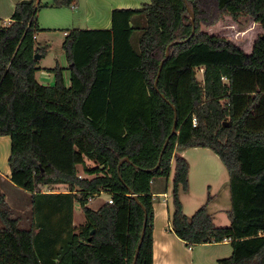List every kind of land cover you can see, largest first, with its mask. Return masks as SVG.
Returning <instances> with one entry per match:
<instances>
[{
    "label": "trees",
    "instance_id": "obj_1",
    "mask_svg": "<svg viewBox=\"0 0 264 264\" xmlns=\"http://www.w3.org/2000/svg\"><path fill=\"white\" fill-rule=\"evenodd\" d=\"M39 7L21 0L0 24V135L10 137L9 180L30 194L31 206L23 228L0 194V264H132L145 213L135 264H153L151 183L168 178L172 164V232L187 246L228 240L231 254L216 264H264V0H150L115 9L111 30L65 36L69 85L60 67L50 69L52 85L36 79L34 55L45 54L35 41ZM224 15L259 24L249 54L201 29ZM116 71L128 76L117 93ZM95 98L99 114L88 112ZM171 104L175 132L154 169L174 122ZM192 147L211 149L226 168V227L214 224L206 203L183 212L190 165L175 152ZM101 192L112 202L90 208ZM75 204L85 217L79 226Z\"/></svg>",
    "mask_w": 264,
    "mask_h": 264
},
{
    "label": "rangeland",
    "instance_id": "obj_2",
    "mask_svg": "<svg viewBox=\"0 0 264 264\" xmlns=\"http://www.w3.org/2000/svg\"><path fill=\"white\" fill-rule=\"evenodd\" d=\"M0 11H3V16H0V24H8L5 15H8L10 10L6 7V4H2L3 1L0 0ZM8 1V0H5ZM21 0H17L12 4V10H14L15 5ZM40 8L37 14V23L41 30L38 32V43L42 46H47L43 58L39 59V66L48 68L45 70L49 73V77L44 73H38L37 77L39 81L48 83L45 85H52L54 83V73L49 68L61 67L65 61V54L60 43L63 39V29L65 27L69 28H80L86 29L88 27L87 18L91 14L92 21H97L100 17L98 9L108 5L110 0H73L77 5V9H71V5H66L64 3H56L55 0H39ZM143 4H139L141 7ZM2 7L4 8L2 10ZM247 20L242 18L238 23L233 24L232 19L224 15L220 21L211 25L204 26L201 25V29L206 31L208 34L222 35L230 39L234 44L238 45L244 51L250 50L253 41L259 34V28L257 29L254 25H248L244 29ZM55 28V29H54ZM51 68V69H52ZM116 88L115 92L121 90L118 83L123 84L128 80L127 73L116 71L114 72ZM199 80L202 78V71L197 70L196 72ZM68 74H64V83H67ZM131 79V78H130ZM114 86V85H113ZM125 88V87H124ZM118 90V91H117ZM114 92V91H113ZM98 93V92H97ZM112 93V92H111ZM98 99H93L88 108V112H95L93 114H99ZM110 101H112L110 99ZM113 106V105H112ZM117 106V105H115ZM118 108H112V112L117 113ZM91 112V113H92ZM139 112H142L140 108ZM183 157L186 158L189 165L191 166V187L186 193H181V198L184 199L185 211L187 216H191L201 205L207 204L208 212L213 217V222L218 227H226L229 225V219L227 216V211L230 208V194L228 186V173L223 163L219 157L209 148L204 147H192L183 150ZM173 165V164H172ZM79 173L84 176L82 167L78 169ZM174 172V166L170 172L169 188L168 193V203L170 206V211L172 212V177ZM65 188H59V190L64 191ZM4 194H3V193ZM2 193V194H1ZM0 194L7 196L6 205L9 208L10 215L12 217H18L20 219V225L23 228H28L31 222V206H30V194L23 191L19 187L9 184L5 181L3 177L0 176ZM107 194H100L95 196L89 203V207L95 209L103 201L107 199ZM8 202V203H7ZM81 213V208L78 206L75 215ZM77 219V218H76ZM1 225V224H0ZM218 248L230 252L225 254L220 258L228 257L231 254L230 245H221ZM214 248L206 247L205 249H200V251L207 255L209 258L213 257L216 252ZM200 251H196L201 253ZM197 253V257H198ZM219 255H223L219 254ZM212 262H209L210 264ZM214 262L213 264H216Z\"/></svg>",
    "mask_w": 264,
    "mask_h": 264
},
{
    "label": "crops",
    "instance_id": "obj_3",
    "mask_svg": "<svg viewBox=\"0 0 264 264\" xmlns=\"http://www.w3.org/2000/svg\"><path fill=\"white\" fill-rule=\"evenodd\" d=\"M2 1H3L2 4L3 5L6 4V7L10 10L9 11L10 13L8 15H5V17H4V18H7L6 23H9L10 18H11V14L13 12L12 4L15 3L17 0H8V1L2 0ZM149 2H150V0H110L108 5H105V6L98 9L100 17L98 18L97 21H92L91 14H90V16L87 18L88 19L87 20L88 27L86 29L65 27L62 30L64 37L60 43V46L62 45L65 36L68 34V32L71 29L93 30L95 32L102 31V30H111L112 11L113 10H115V9H127V8L137 9V8H139L138 7L139 4H146ZM39 4H41L40 1H39ZM70 5H71V9H73V10L77 9V5L73 2V0H72ZM72 6H76V7L73 8ZM39 8H38V11H39ZM3 9L4 8L2 7V10ZM38 11H37V14H38ZM2 12L3 11H0V16H3ZM37 14H36V17H37ZM245 19L247 20L248 23H246L247 25H245L244 29H246V27L251 24V25H254V27H256L257 29L259 28L258 33L259 34L261 33V28H260L258 23L253 22L248 18H245ZM143 22H144L143 20H140L139 24L141 25V24H143ZM233 24L235 25V22H233ZM3 25H6V24H3ZM41 30H44V29L40 28V31ZM38 32L35 35V41L37 44H39L37 41L38 40V35H37ZM124 43H126V42L124 41ZM40 46L45 48V51H46V47H47L46 45L45 46L40 45ZM123 49H125V46L119 50V51H121V54L127 53V51H125ZM251 49H252V47H251ZM251 49L250 50L248 49L245 52L249 54L251 52ZM124 55H126V54H124ZM40 58H43V57L40 56ZM39 59L37 60V64H36L37 67L39 68L36 71V79L38 81H39V79L37 77L38 73H40V74L43 73L42 76H44V73H46V75L49 77V73L45 71L48 68L39 66ZM61 67L64 68V71H63L64 74H65V72H66V74H68L67 75L68 80H67L66 85H69V70L67 69L68 62H67L66 58H65L63 66H61ZM51 68H49V69H51ZM43 69H45V70H43ZM39 82L42 84H48V83H44L42 81H39ZM183 150H185V149L176 150L175 154L183 156L182 155ZM9 155H10V137L8 135H0V176L3 177L7 183L12 184L9 180V177H10V168L8 165ZM172 167H173V165H172ZM169 176H168V178H169ZM168 178L159 177V178H156L151 183V194L153 197V209H154V220H153V231H152L153 264H208L209 262H212L210 264H213L214 262H217V260L220 259V257L226 256L225 254L227 252L228 253L230 252V250H228V249L226 251H224V250H221L220 248H218L221 245H230L228 240L223 241L221 243L198 244V245H193V246H187L182 239L178 238L172 232L170 222H169L171 211H170V206L168 203V193H167V190H168L169 185H170ZM188 184H189V188H188V191H189L190 187H191V166H190L189 174H188ZM102 194H104V193H102ZM6 197L7 196L4 195V202L5 203H6V200H5ZM180 200L182 203L183 212L186 213L185 205H184V199L181 198V195H180ZM78 206H79L78 204H75V206H74L73 224L75 226H79L80 224H83L85 221V217H84L82 210H81V213L78 215V217H76V215H75V212H76V209L78 208ZM98 207H96L95 209H97ZM206 247L214 248L213 250H215L216 252L219 251L221 253H215L213 257L209 258L207 255L203 254L200 251V249H205ZM197 250L200 251L201 253L196 252ZM197 253H198V257H197ZM222 253H223V255H219Z\"/></svg>",
    "mask_w": 264,
    "mask_h": 264
},
{
    "label": "water",
    "instance_id": "obj_4",
    "mask_svg": "<svg viewBox=\"0 0 264 264\" xmlns=\"http://www.w3.org/2000/svg\"><path fill=\"white\" fill-rule=\"evenodd\" d=\"M187 10H188V12L190 13V20H189V22H190V24L192 25V31H191L190 36H192L193 33H194V29H195V27H194V14L191 12V10H190L188 7H187ZM176 43H178V41L172 42V43H170L168 46H166V49H165V58H164V59H166V58L168 57V55H169V48H170V46L173 45V44H176ZM34 58H35L36 60H38V59L40 58V55L35 54V55H34ZM163 61H164V60H162V61L160 62V64H159V69H158L157 77H156L155 82H154V87H155V88H156L157 79H158V76H159L160 69H161V67H162ZM162 96H163V95H162ZM171 106H172V108H173V110H174V122H173V125H172V127H171L170 134H169V136L166 138V140H165V142H164V144H163V147H162L161 152H160V154H159L158 162H157V164H156V166H155L154 169H157V168L159 167L160 159H161L162 154H163V151H164V149H165V147H166V145H167L168 139H169V137L175 132V128H176V111H175V108H174V106H173L172 104H171ZM124 161H129V159H128L127 157L123 158V159L119 162V165L122 164ZM134 199H135L136 202L142 207L143 211L145 212V209H144V207L142 206V204L140 203V201L138 200V198H137L136 196H134ZM145 225H146V213H145V219H144V222H143V226H142V230H141V233H140V237H139V240H138L137 246H136V248H135V253H134L133 263H132V264H135V262H136L137 255H138V252H139V248H140V246H141V243H142V241H143V237H144V233H145Z\"/></svg>",
    "mask_w": 264,
    "mask_h": 264
},
{
    "label": "built area",
    "instance_id": "obj_5",
    "mask_svg": "<svg viewBox=\"0 0 264 264\" xmlns=\"http://www.w3.org/2000/svg\"><path fill=\"white\" fill-rule=\"evenodd\" d=\"M72 7L75 8L76 6H72ZM193 122L195 123V119H193ZM101 194H102V192H101ZM92 200H93L92 197L89 198V202L92 201ZM105 201H107L108 203H111L112 202V200L109 197Z\"/></svg>",
    "mask_w": 264,
    "mask_h": 264
}]
</instances>
